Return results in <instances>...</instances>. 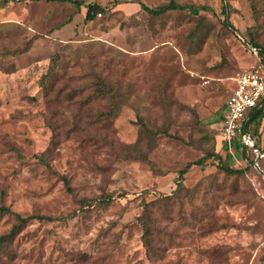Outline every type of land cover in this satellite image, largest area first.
Segmentation results:
<instances>
[{"label":"rangeland","instance_id":"rangeland-1","mask_svg":"<svg viewBox=\"0 0 264 264\" xmlns=\"http://www.w3.org/2000/svg\"><path fill=\"white\" fill-rule=\"evenodd\" d=\"M84 1L108 11L85 23L84 7L0 0V206L54 219L25 224L0 247V264H264V159L256 172L218 136L234 78L254 62L249 31L264 49V0L253 1L255 18L247 0H174L205 9L160 17L140 3L169 0ZM54 55L59 81L46 92L38 82ZM93 73L130 93L108 128L97 120L105 102L80 107L89 89L63 101L94 84ZM136 110L150 128L176 136L159 134L150 150L143 140L147 161L125 149L138 140ZM262 110L251 129L264 136ZM212 145L243 174L225 175L210 161L190 167L184 187L192 197L154 209L160 255L149 258L137 222L144 203L171 195L178 171ZM41 153L71 193L37 163ZM13 224L0 214V237Z\"/></svg>","mask_w":264,"mask_h":264},{"label":"trees","instance_id":"trees-1","mask_svg":"<svg viewBox=\"0 0 264 264\" xmlns=\"http://www.w3.org/2000/svg\"><path fill=\"white\" fill-rule=\"evenodd\" d=\"M10 0H4V3H8ZM23 2L25 1H31V2H50V3H59V4H66L76 10H79L81 7L86 8V13L84 17V22L89 23L92 22L96 19L98 15H104L107 13L108 9L100 6L98 3L89 1L85 2L84 0H21ZM252 3L251 10L253 12V17L255 18L257 15L256 9L253 6V1L254 0H247ZM119 0H112L110 2L111 6L117 5ZM226 6L222 8V13L225 10ZM140 9L147 14H149L152 17H160L163 16L164 14L167 13H187L190 15H198L200 10L205 9L204 7H192L191 5L188 4H179L174 0H169L167 3L156 6V7H147L144 4L140 3ZM227 21V20H224ZM245 46H254L258 47L261 50V53L264 54V49L257 43V41L254 38V34L249 31L248 32V37L245 42ZM59 63L60 59L58 55L52 56L50 59V63L47 69V72L41 76L38 85L39 87L48 92V91H53V88L55 86V83L59 81L58 78V71H59ZM93 79H94V84L88 86L87 88L81 87V88H76L73 89L72 92L66 96V98L63 99V101L66 103H71L75 99H77L79 96L82 95V93L86 90L89 89L90 94L88 96V100L86 102L81 101L80 107L83 105L87 104L88 102L91 101H99L104 104V107L102 106V110L98 113L97 115V120L99 122H102L105 126V128H108V125H110L111 121L118 115L120 111V105L125 102V96L127 94H130L128 90L123 93L122 91V86L119 82H111L108 78L102 77L98 73H93ZM176 106V104H175ZM178 108L188 110L187 108H184L183 106H178ZM190 114L192 115L193 118L196 119L195 113L189 109ZM263 115V110L262 108H259L255 110L252 113L251 116V121L252 122H259L261 120V117ZM136 125L138 126V140L132 144L125 146L126 151L129 154H133L135 152H138L139 155H141V159L143 161H147V156L146 154H142L141 149H140V144L143 140H146L147 143L150 142L147 146V150H150L152 148V141L156 136L159 134H163L167 137H176V136H170L167 131L165 130H157V129H152L148 126V124L144 121L143 117L140 115L139 111L136 110ZM218 136L220 138V129L218 132ZM220 144L222 146H225L224 141L220 139ZM257 148V147H256ZM259 148V147H258ZM232 149L235 151L237 149H240L242 154L248 158L249 157V162L251 164V168L256 171L253 167V162L255 159V154L252 149L245 148L238 143H235L232 147ZM260 151H263L262 148H259ZM47 153V152H46ZM46 153H41L40 155L36 156L37 163L44 166L49 172L53 173L56 175L63 183L65 189L67 192L71 193V189L69 186V181L66 176L64 175H58L57 173L53 172L51 169V166L49 165L47 155ZM21 157V156H19ZM129 158L131 156H128ZM264 158L258 160V165L260 166V163L262 162ZM210 161V162H209ZM209 162L210 165L216 166L217 169L222 172L225 175L228 176H239L243 174L242 168H235L232 166H229L227 164V161L221 157V155L215 151L214 146L212 145L211 151L206 152L201 158L195 160L192 163H187L182 169L178 171L177 174V182H176V187L173 190L172 194L169 196H164L163 199H157L153 200L149 203H144L143 209H142V214L137 217V222L140 225L141 231H142V244L143 247L145 248L146 255L149 258H157L159 257V253L157 252V249L154 246V237L158 236V229L153 225V212L154 209L162 210L163 207L167 206L168 204L170 205L171 201L173 199L178 200L179 197H181L183 194H186L188 197H192V191L186 189L184 187V181H185V176L192 166H197L203 169L205 165ZM257 172V171H256ZM112 201L111 196H104L100 199V204L101 205H108ZM0 214L3 215H11L14 219V224L12 225L10 231L8 234L1 236L0 237V247L4 245L6 241H10L13 236L28 222L31 220H54L49 217H43V216H21L17 213L12 212L8 207L5 206H0Z\"/></svg>","mask_w":264,"mask_h":264},{"label":"built area","instance_id":"built-area-1","mask_svg":"<svg viewBox=\"0 0 264 264\" xmlns=\"http://www.w3.org/2000/svg\"><path fill=\"white\" fill-rule=\"evenodd\" d=\"M247 48L254 62L235 79V87L226 101L220 139L230 152L235 143L252 149L255 154L253 166L257 167L258 160L264 158V149L260 151L255 139L247 130V124L249 115L264 106V54L258 47Z\"/></svg>","mask_w":264,"mask_h":264},{"label":"crops","instance_id":"crops-1","mask_svg":"<svg viewBox=\"0 0 264 264\" xmlns=\"http://www.w3.org/2000/svg\"><path fill=\"white\" fill-rule=\"evenodd\" d=\"M251 66V65H250ZM250 68V67H249ZM248 68V69H249ZM247 69V70H248ZM246 71V70H245ZM244 72V71H243ZM235 79L236 78H234V84H233V87L231 88V92H232V90H233V88L235 87ZM231 92H230V94H231ZM225 108H226V102H225V107H224V111H223V114H222V116H221V122H222V120H223V116H224V112H225ZM251 116H252V114H250L249 115V120H248V124H247V130H248V132L252 135V137L255 139V141H256V144L258 145V141L259 140H261V141H263L264 140V136L260 133V131L258 132L257 130H252L251 129V125L252 124H254V123H257V122H252L251 121ZM261 121V120H260ZM259 123V122H258ZM220 127H221V125H220ZM261 145H263V143L261 144ZM259 146V145H258Z\"/></svg>","mask_w":264,"mask_h":264},{"label":"water","instance_id":"water-1","mask_svg":"<svg viewBox=\"0 0 264 264\" xmlns=\"http://www.w3.org/2000/svg\"><path fill=\"white\" fill-rule=\"evenodd\" d=\"M258 172H259L260 175L264 176L262 171L258 170Z\"/></svg>","mask_w":264,"mask_h":264}]
</instances>
